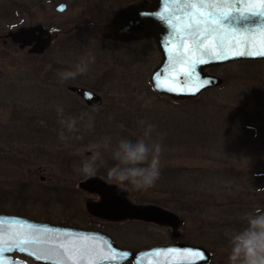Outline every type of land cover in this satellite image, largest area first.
I'll return each mask as SVG.
<instances>
[{"label": "rangeland", "instance_id": "374dc122", "mask_svg": "<svg viewBox=\"0 0 264 264\" xmlns=\"http://www.w3.org/2000/svg\"><path fill=\"white\" fill-rule=\"evenodd\" d=\"M141 1L0 0V211L84 220L88 197L79 184L90 178L77 174L74 166L91 155L87 146L108 137L114 148L121 139L136 140L152 124L149 142L163 135L161 175L153 188L129 192L130 200L162 201L166 209L175 202L178 209L187 205L188 211L177 213L184 220L182 232L193 233L196 245L210 234L205 245L211 264H228L229 240L239 229L221 224L234 220V213L246 222L251 213L246 203L264 210V177L259 176L264 174V61L206 70L223 84L195 98L173 102L156 96L150 74L161 56L154 42L116 43L99 35L112 16ZM60 3L67 6L62 13L55 10ZM39 26L50 38L42 54H30L9 41L3 44L8 31ZM89 56L95 62L87 73L58 80V71L74 69ZM68 85L96 92L101 106L86 107L66 91ZM57 106L63 108L62 116ZM81 116L78 131L65 129L67 139L61 141V119ZM89 117L91 128L85 127ZM101 152L106 166L92 178L106 182L107 166L114 161L110 151ZM223 234L229 238L223 240ZM125 237L140 242L133 235Z\"/></svg>", "mask_w": 264, "mask_h": 264}, {"label": "water", "instance_id": "95a60500", "mask_svg": "<svg viewBox=\"0 0 264 264\" xmlns=\"http://www.w3.org/2000/svg\"><path fill=\"white\" fill-rule=\"evenodd\" d=\"M229 4L232 7L229 8ZM249 6H252L256 11H264V0H151L150 4L140 2L124 7L112 16L101 27L99 35L104 40L116 43L153 40L161 59L150 74V87L155 94L178 102L195 98L205 90L223 84L221 78L206 73V70L210 68L237 61L264 60V55L256 54L264 50V14H242L239 12L241 8L247 10ZM66 8L64 3H60L55 10L62 13ZM165 9L167 10L165 11ZM225 10L230 13L227 16H221ZM210 13L216 17L220 16V22L224 26L214 22L213 15ZM160 15H163L165 20L171 19L179 31L170 37L169 27L159 18ZM197 21H199L198 25ZM190 24L191 27H189ZM221 27H223V31H220ZM213 29L216 30L213 31ZM46 36L47 32L44 27L39 26L35 28L22 27L16 31H9L5 38L17 45L20 50L29 47L30 54L40 55L50 42V38ZM218 36L229 40L232 44L235 43V39L249 40L255 43L251 48L241 46L238 50L235 48L226 50L227 59L208 55L201 57L202 46L217 44ZM240 51H243L244 55H239ZM174 53L177 54L175 59H173ZM200 58L208 62L197 63L196 71L190 74L187 86L174 82L183 79L184 75L189 73V63ZM169 88H173L175 91H169ZM69 91L82 99L88 107L97 108L102 104L101 96L88 89L69 87ZM91 185L100 187L101 190H97V193L106 195L103 207L98 206L99 208L96 207L97 212H91L96 216L112 217L119 220L124 218L156 220L159 216L162 218L169 216L166 211L160 209L138 208L122 199H111L112 197L109 195L118 194L121 191L115 185H109L97 178H90L80 183L82 188ZM15 217L17 216L0 215V218L15 219ZM17 222L22 223L19 220H0V225ZM32 226L39 225L32 224ZM69 236L77 238L79 235L69 234ZM116 250L115 259L117 262L129 260L133 264H151L149 258H155L158 261L160 258L161 261L163 258L171 259L155 264H209L211 261L210 254L200 246L180 245L173 248H154L139 253Z\"/></svg>", "mask_w": 264, "mask_h": 264}, {"label": "flooded vegetation", "instance_id": "af4514ba", "mask_svg": "<svg viewBox=\"0 0 264 264\" xmlns=\"http://www.w3.org/2000/svg\"><path fill=\"white\" fill-rule=\"evenodd\" d=\"M141 3L150 4L151 0H142ZM5 36L3 44H6L7 41L11 43ZM27 49L29 50V47ZM69 87L80 86L68 85L66 86V91L84 104L82 99L69 91ZM79 188L84 191L88 198L85 202L86 217L84 220L80 218L81 221L79 220L77 223L67 220L63 221L64 219L31 217L19 211L12 213L7 210H1L0 215L17 216L15 219L0 218L1 221L19 220L22 223L0 225V249H4L0 253V264H133L129 260L117 262L115 259L116 249L139 253L154 248H173L180 245L203 247L211 256L209 264L212 263L211 252L205 245L211 240V235L206 234L203 237L204 242L198 245L191 242L194 234L182 232L185 224L182 215L181 219L177 214L179 212L178 202H175V206H167L166 209L162 206V201L156 202V205L152 204V202L147 204L133 203L130 200L129 192L114 193V195H109L113 200L119 198L138 208H156L166 211L167 215H169L164 216V218L159 216L156 220L142 218H124L119 220L112 217H100L91 213L97 212L96 207H103L106 195L97 193V190H101L100 187L91 185L82 188L79 184ZM99 210L101 211L102 209L100 208ZM32 224L39 226H32ZM225 227H227L226 223ZM117 229L124 231V237L115 232ZM69 234H78L79 236L75 238L70 237ZM132 235L134 236V241H140L137 242L138 245L128 242L127 239H122L126 238L125 236ZM222 237L224 238H222L223 240L229 238H225L224 234ZM146 240H151V242H146ZM21 248L24 251H21ZM167 259L168 261L171 260L170 258ZM167 259L163 258L165 261ZM149 261L151 264L162 262L161 258L159 261L155 258H149Z\"/></svg>", "mask_w": 264, "mask_h": 264}, {"label": "clouds", "instance_id": "9594fccd", "mask_svg": "<svg viewBox=\"0 0 264 264\" xmlns=\"http://www.w3.org/2000/svg\"><path fill=\"white\" fill-rule=\"evenodd\" d=\"M94 62L95 57H86L79 61L74 69L58 71L57 78L61 83L74 80L77 76L87 73L89 65ZM56 112L62 116L63 108L57 106ZM83 119V116L61 119L62 129L59 132V139L61 141L67 139L65 129L68 133L77 132L78 121ZM139 124L144 126L146 122L141 120ZM85 127H92L91 117ZM154 127L152 124H146L142 136L136 140L121 139L114 148L110 147L108 137L102 142L89 144L87 150L91 155L86 157L79 167L74 166V171L85 178L95 177L98 170L106 166L101 150L110 151V158L114 163L107 166L105 179L108 184H114L121 192L147 191L153 188L161 175L160 157L163 151L159 142L163 139L162 134H159V140L149 142ZM245 219L246 226L232 235L229 240L228 264H264V210L256 209L246 214Z\"/></svg>", "mask_w": 264, "mask_h": 264}, {"label": "snow or ice", "instance_id": "6c2138e0", "mask_svg": "<svg viewBox=\"0 0 264 264\" xmlns=\"http://www.w3.org/2000/svg\"><path fill=\"white\" fill-rule=\"evenodd\" d=\"M195 7V5H193ZM228 7H232L230 4L228 5ZM167 9H165L166 11ZM239 12H241L242 14L243 13H260V14H264V11H256L252 6H249V8L246 10L244 8H241L239 10ZM230 13V11H227L225 10L221 16H227L228 14ZM210 15H213L210 13ZM220 17V16H219ZM219 17H216L213 15V21L218 23L219 25L221 26H224V24H222L220 22V19ZM161 20H163V22L165 23L166 26L169 27V36H173L176 32L179 31L177 25L173 24L172 23V20L171 19H167L165 20L163 15H160L159 17ZM197 25L199 24V21L196 22ZM189 27H191V24L189 25ZM228 29H232V28H229L227 27ZM216 29H213V31H215ZM232 30H235V29H232ZM220 31H223V27H221ZM254 41H249V40H239V39H235V43L232 44L229 40H226L220 36H218V43L215 44V45H203L202 46V50H201V57H203L204 55H208V56H213V57H217V58H224V59H227V56H226V50H232L233 48H235L236 50H238L241 46H244L246 48H251L254 46ZM256 54H259V55H264V50H261L259 52H257ZM176 55L177 54H173V59L176 58ZM239 55H244V52L243 51H240L239 52ZM208 61L207 60H204L202 58L198 59L197 61H191L189 63V73H186L184 75V78L183 79H180V80H177V81H174L175 83L177 84H180V85H184V86H187L188 82H189V78H190V74L191 73H194L196 71V66H197V63H207ZM206 83V81H205ZM169 91H175V89L173 88H169L168 89ZM21 243H25V242H21ZM4 251V249H0V253H2ZM21 251H24L23 248H21ZM171 251V250H169ZM39 259V257H37Z\"/></svg>", "mask_w": 264, "mask_h": 264}, {"label": "trees", "instance_id": "16d2710c", "mask_svg": "<svg viewBox=\"0 0 264 264\" xmlns=\"http://www.w3.org/2000/svg\"><path fill=\"white\" fill-rule=\"evenodd\" d=\"M259 176H261V177H264V174H260ZM246 205L247 206H250V209H251V213L252 212H254L256 209H259V207H261V205H259L258 203H254V202H252V203H250V204H247L246 203ZM264 206V205H263ZM186 207H187V205H183V207H181L179 210H181L182 209V211L183 212H185V211H188L189 210V208L188 209H186ZM185 208V209H184ZM263 210V209H262ZM191 211V210H190ZM207 212L205 211V209L203 208V217H204V215L206 214ZM234 220H231V222H226V226H229V228H230V226H233L232 228H237V229H239V231L242 229V228H244L245 226H246V224H247V221L245 222V220H243L242 219V216H240V214H238V213H234L233 214V217H232ZM212 224H215L214 222H211ZM215 228H216V226H214ZM221 227H225V224L222 226V224H221ZM216 229H218L219 230V227L217 226V228ZM212 231H213V229H212ZM222 241V240H221Z\"/></svg>", "mask_w": 264, "mask_h": 264}]
</instances>
